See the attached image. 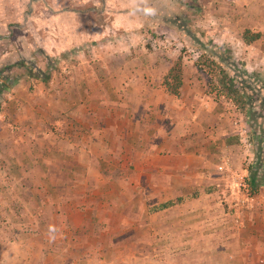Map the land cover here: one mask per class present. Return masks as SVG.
<instances>
[{"label":"crops","instance_id":"crops-1","mask_svg":"<svg viewBox=\"0 0 264 264\" xmlns=\"http://www.w3.org/2000/svg\"><path fill=\"white\" fill-rule=\"evenodd\" d=\"M78 1L81 4L77 0H30L25 22L13 25L15 28H26L30 36L14 38L17 45L10 49L12 52L22 48H27L29 53L42 49L46 56L55 60L50 68L54 74L49 83L32 82L40 89L43 87L42 95L49 102L48 106H54L53 113L58 112V99L63 96L57 87L65 84L73 92L67 98L68 103L85 104L86 119L79 112L71 113V123L85 124V128L81 131L72 128L69 148L56 145L48 150L49 154L69 152L73 160L65 175L63 170L66 166L62 164L65 159L59 160L60 172L48 179V184L53 186L51 190L59 192L57 196L46 192L41 194L35 186L36 179L30 178L34 185L23 199L35 201L36 210L31 215L37 220L28 226L21 241H13L4 249L0 248V264H51L52 261L54 264H185L189 260L181 258L178 261L176 258L182 257L179 253L169 257L143 255L140 252L142 242L136 238L114 244L123 250L116 261L106 258L104 250L109 248L106 241L97 236V231H91L92 210L86 202L88 196L85 195L83 200L77 196L67 202L63 199L61 188H55L66 183L89 184L93 175L94 143L100 140L107 148L104 151L117 156L118 161L124 159V147L135 155L131 162H118L114 167L107 162L104 166L100 165V169H126L132 165L135 176L128 178L127 183L141 186L146 180L151 191L158 184L164 186L165 192L161 193L159 200L161 204L172 202L173 205L152 211L161 205L154 204L149 210L153 214L165 212L167 239L157 242L158 248L193 249L201 244V264H222L226 260L233 264L238 258L236 245L239 237L235 235L236 225L232 224V210L225 202L236 198L243 201H253L254 198L264 200V178L261 177L264 171L263 138L260 134H252L247 116L244 119L237 117L238 107L232 101L225 96V100L212 97L203 80L189 79L185 74L181 93L171 94L164 80L182 55L174 50L158 53L153 44L146 45L144 42L148 41L145 32L152 24L155 26L164 22L177 26L167 13L184 17L194 7L182 0ZM223 1H201L205 14L202 23L208 24L206 27L213 32L210 34L207 31L206 35L216 43L231 48L235 58L245 63L247 71L264 79V0H229L235 3L233 5ZM164 7L165 10L159 12ZM98 17L101 19L98 20ZM182 28L190 30L188 25ZM247 29L261 36L247 42L244 39ZM198 37L201 39V36ZM184 63L187 64L185 57ZM42 67L47 68L46 59ZM23 82L12 87L8 94L18 103L21 102L18 90ZM98 90L101 96L97 94ZM21 93L24 94L22 90ZM99 104L104 107L100 118H94L96 112L93 107ZM95 121L105 122L106 127L97 134L99 139L94 141ZM18 134L20 132L8 130L5 143L9 145L10 139ZM74 136L81 137V144L74 140ZM33 150L25 151L29 153ZM253 159L261 160L256 162V168ZM23 163L22 158L12 159L7 167L10 177L6 173V181H24ZM36 167L41 173L37 171L36 176H29L38 178L45 185V162L40 158ZM17 169L21 171L14 175ZM48 169L51 171V166ZM80 170H85L83 179L78 174ZM192 187L200 193L190 197ZM255 187L261 190L258 197L247 191ZM62 204L70 219L69 228L65 230L69 240H52L53 243H50L40 218L51 216L53 231H62L64 225L59 222ZM115 211L112 216L119 217L123 223L127 221L129 211ZM194 217L201 218V227L192 228L190 232L194 234L190 235L187 229L192 226L186 222ZM140 225V222L135 223L133 228ZM244 229L250 233L257 230L252 224ZM261 258L259 261L263 264Z\"/></svg>","mask_w":264,"mask_h":264},{"label":"rangeland","instance_id":"rangeland-1","mask_svg":"<svg viewBox=\"0 0 264 264\" xmlns=\"http://www.w3.org/2000/svg\"><path fill=\"white\" fill-rule=\"evenodd\" d=\"M29 1L30 0H0V60L4 56H8L10 54V49L17 45L14 42V38L16 39L20 36H30V33L26 31V28H15L13 26L14 24H23L25 22V12H27L29 8ZM185 1L191 3L194 7V10H190L188 13L186 12L184 17L173 15L172 18H175L177 21L175 22L177 25L176 27L172 26L173 24H166L164 22H161L159 25L157 24L155 26L152 24V27L147 28V32H145L149 42L146 40H144V42L146 45L153 44L154 47L157 48L158 53H169L170 50H174L175 52L178 51L177 54L184 56L187 60V64L185 65V74L187 75L186 77L189 79L196 78L203 80L207 86V91H210L214 98L225 100L222 93L219 91L213 92V86H217L216 76L213 75V73L210 75L208 69L206 71L201 70L200 65L202 53L199 51L197 43L193 40V38L190 37L201 36V39L204 37V42L207 44L210 43V40H213L211 37L206 35L207 31L212 34V30L206 27L208 24L204 25V23H202L204 22L202 16L204 17L205 15L203 13V8L201 7L202 0ZM206 1L207 0H204V2ZM77 2L81 4L78 0ZM222 2L224 1L222 0ZM226 2L232 5L235 4L233 2L230 3L229 0H226ZM99 19L101 18L98 17V20ZM205 19H207V16ZM207 22L211 23L210 21ZM187 25L195 33L191 31L192 35H190L187 28H182ZM250 31L254 34L252 30ZM9 36H12V38H9ZM40 59L43 63L45 58L40 56ZM238 61H240L245 68V63L241 60ZM28 73L29 69L24 68L23 66L14 68V76L3 83L5 85L4 91H6V93L0 92L1 249H4L7 244L13 241H21V239L25 237L27 232L26 230L29 228L28 226L31 225L34 220H37L36 217L31 215V213L36 210L35 201L33 199H23V196H25V194L34 185L29 180L34 178L36 179L35 186L39 188L41 194L46 192L49 195L57 196L59 192L56 190L54 193V191L51 190L53 186L48 184V179L52 175H55L54 173L60 172L58 171V169L61 168L60 164L58 163L60 162L59 160L65 159V161H61L62 164L66 166V169L63 170V175H65V172H68L69 167L73 164V160L71 159L69 152L49 154V148H53V146L56 145L61 147L67 146L65 148H69V139H71L70 135L72 128H77V131H81L85 128V124H80L78 122V124L75 125L70 121V114L75 112L81 113V116L86 119L84 115L86 106L85 104L74 105L68 103L67 98L69 94L73 92L67 87V85L59 84L57 87L63 96H60L58 99L60 103V105L56 107L58 108V112L53 113L54 106H48L49 102L44 100L45 97L42 95L44 93L43 87L40 89L38 86H35L34 83H32L36 80H41L33 78L32 76H28ZM211 80L214 82L212 86L210 85ZM21 81H24L25 83L23 82L24 85H21L18 90V95L20 96L21 100V102L18 103L15 101L14 97L10 98L8 94L10 91H12V87H15ZM37 83L38 82L35 84L37 85ZM21 90L24 92L23 95ZM97 94L101 96L100 90L97 91ZM221 96L222 98H220ZM103 107L104 106L101 104L93 107V110L96 112L93 114L94 118H100ZM246 116L247 114L244 111H242L240 108L237 109V117L244 119ZM94 123L93 132L95 134V141L96 139H99L96 136L97 134L101 133L103 127H106V123L101 121H95ZM110 123L112 124L114 122ZM259 127V134L263 138L262 143L264 144V124H260ZM8 130L13 133L16 131L20 132V134H18V136H16L14 139H10L11 142L9 145L5 143L7 140L5 135ZM43 136L46 137L43 138ZM80 138L81 137L74 136V140L79 142V144H81L82 141ZM126 147L129 148V146ZM22 150H24V152H22ZM25 150H33V152L27 153ZM104 150H107V148L101 142V140L98 143H94V158L92 162L93 175H91L88 185H84L83 183H81L83 185H71V183H66L61 187L56 186L55 188L58 190L61 188L63 199H66L67 202L71 201V198H76L77 196H81L79 200H83L85 195L88 196L86 202L89 209L92 210L91 231H97V236L106 241L109 247L107 250H104V252H106V258L116 261L117 258L120 257V253L123 252V250L116 248L114 244H118L123 240L133 241V239L136 238V240H140L142 242V248L140 249V252L144 253L143 255L169 257L170 255L178 256L179 253L182 257L176 258L178 261H181V258H189L188 261H185V264H201V244L199 247L196 246L193 249L192 247H187L184 249L174 250L166 249L165 246L158 248L157 242L167 239L165 237L166 230L164 229V226L167 222L165 221V212L159 211L153 214V212H150L149 210L154 204L157 206L159 203L161 204L159 198L162 195L161 193L165 192L164 186H158V184L155 187V190L151 191V187L149 184L147 185L146 180L141 186L127 183L128 178L133 179L135 176V170L133 169L132 165L126 169H121L120 167L114 168L112 170L100 169L99 166H104V164H107V162L111 167H114L118 162H131L135 159L133 152H128L125 147L123 150L124 159L120 161H118L119 159L117 156L113 157V155L111 156L108 151L105 152ZM61 154L63 156H61ZM16 157L24 159V163L22 164L21 168H24L22 172L24 173L23 175L25 176V179L24 181L20 179H11L6 181V173H8V176L10 177V172L7 168L9 166L8 164L12 162V159L15 160ZM40 158L41 161L45 162V166L47 167L45 168L47 172H43L45 176H47L45 185H42L40 182L43 181H39L38 178L29 176L35 175V173L37 175V171H40L41 173V170L36 167V164L38 161H40ZM259 161L253 159V164H255L254 168H256V162L260 163ZM49 166H51V171L48 169ZM18 171H21V169L14 170V175H17L15 173ZM84 172L85 170L78 171V174H81L82 179L84 178ZM261 177L264 178V171L261 174ZM110 181H114L116 183H111ZM120 181H125L126 183L119 184L118 182ZM194 188L195 187H192V189L189 191L190 194L188 193L190 197L200 193L199 191H195ZM228 188H231V186H228ZM76 191H78V193H76ZM247 191L251 195H256V197L260 196L259 193H261L260 187H255L253 190L248 188ZM225 204L228 209L232 210L230 211L232 214V224L236 225L235 235L239 237V243L237 242L238 245H236L238 258L232 263L261 264L259 257H264V200H257V198H254L253 201H243V199L236 198L234 201L228 200V202H225ZM191 208L192 207L189 209ZM118 209L129 211V217H127L126 222L123 223V220H121L119 217L112 216L113 212L115 213V210ZM60 210L62 213L59 222L60 224L64 225V229L60 232L53 231V219L51 216L45 215L40 218L41 225L46 228L45 230L48 235L47 241H50V243H53L52 240L57 242L69 240L65 230L66 228H69L68 226L70 219L65 213L64 204L61 205ZM101 220H103V222ZM134 220H136V222ZM139 222L141 225L136 226L134 229L133 225ZM186 224L192 226L187 229V232L192 235L194 234L193 231L190 232L192 228L196 230L197 227H201V218L199 217V219H197L194 217L189 219ZM249 224H252L257 230L251 233L245 232L244 228H246ZM176 229L179 230L180 228ZM227 251L229 250L227 249ZM1 253L2 252H0V258L2 256ZM51 264H54V261H52ZM222 264L231 263L229 260H226Z\"/></svg>","mask_w":264,"mask_h":264},{"label":"trees","instance_id":"trees-1","mask_svg":"<svg viewBox=\"0 0 264 264\" xmlns=\"http://www.w3.org/2000/svg\"><path fill=\"white\" fill-rule=\"evenodd\" d=\"M182 1L189 6H192L191 3L186 2L185 0ZM165 8L166 7L162 10L159 9V12L164 11ZM167 14L170 17H173V15L177 16V14L170 12ZM190 30L188 32L192 35ZM260 36V33L253 34L250 30H247L244 33V39L247 42H251ZM190 37L197 43V47L202 53L200 65L201 70L206 71L208 69L210 75L213 73V75L216 76L217 86H213V92L219 91L238 108L244 111L247 114V120H250L249 126L251 127L252 134L258 136L259 125L264 123V80L260 78V76L256 74L253 75L247 71L242 63L235 58L233 50L228 46L220 45L213 40H210V43L207 44L197 36ZM39 54L47 60L46 69H43L42 67V61ZM54 61L53 58L46 56L42 49H38L36 52L30 51V53L27 48H22L15 52H11L10 50V54L0 60V92L6 93V91H4L5 85L3 83L14 76V68L21 66L29 69L28 76L49 83L54 74V72L50 70L54 64H52V62ZM184 75L185 63L184 57L181 56L169 70L164 80V84L171 94L179 95L181 93L184 84ZM210 83L212 86L214 83L213 80H211ZM208 93L213 97L210 91ZM222 96L220 98H222ZM216 99L220 100L219 98ZM171 205H173L172 202H167L161 204L158 208H155L152 211L164 209Z\"/></svg>","mask_w":264,"mask_h":264},{"label":"flooded vegetation","instance_id":"flooded-vegetation-1","mask_svg":"<svg viewBox=\"0 0 264 264\" xmlns=\"http://www.w3.org/2000/svg\"><path fill=\"white\" fill-rule=\"evenodd\" d=\"M163 15H164V16H167L166 14H163ZM175 16H176V15H175ZM165 18H168V17H165ZM167 20H169V18H168ZM171 21H172V22H177V21L175 20V18H172Z\"/></svg>","mask_w":264,"mask_h":264},{"label":"built area","instance_id":"built-area-1","mask_svg":"<svg viewBox=\"0 0 264 264\" xmlns=\"http://www.w3.org/2000/svg\"><path fill=\"white\" fill-rule=\"evenodd\" d=\"M261 262H263V264H264V257L261 258Z\"/></svg>","mask_w":264,"mask_h":264}]
</instances>
